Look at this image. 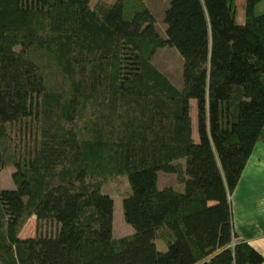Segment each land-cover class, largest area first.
I'll list each match as a JSON object with an SVG mask.
<instances>
[{
	"label": "trees",
	"instance_id": "obj_1",
	"mask_svg": "<svg viewBox=\"0 0 264 264\" xmlns=\"http://www.w3.org/2000/svg\"><path fill=\"white\" fill-rule=\"evenodd\" d=\"M91 1L0 0V264H263L230 200L264 142L262 0L244 24L238 0H171L166 37L146 0ZM168 46L182 88L153 62ZM123 174L134 232L116 237L102 188Z\"/></svg>",
	"mask_w": 264,
	"mask_h": 264
},
{
	"label": "rangeland",
	"instance_id": "obj_2",
	"mask_svg": "<svg viewBox=\"0 0 264 264\" xmlns=\"http://www.w3.org/2000/svg\"><path fill=\"white\" fill-rule=\"evenodd\" d=\"M101 0H92L91 6H95L97 2ZM106 2L113 3L116 0H104ZM171 0H146L147 6L153 12L157 21V29L159 33L166 37L167 24L165 22V11L170 6ZM238 22L244 24L245 22V8L246 0H238ZM264 12V0H262L256 6V13ZM154 64L164 73L169 79L173 82L178 88L183 86V68H184V59L177 48L175 47H163L160 48L154 59ZM195 103V102H194ZM196 105V103H195ZM195 134L197 136V115H195ZM182 164L183 170L186 169V159H180L178 161ZM15 167L11 166L4 169L0 173V190L1 189H13L15 183L13 180V173ZM158 186L160 189H163L168 186H172L179 191H183L185 185L181 183L178 179L177 173H167L160 171L158 173ZM102 191L104 193L112 196L115 202L114 210V236L121 237L132 234L134 228L128 224L124 219L123 211V200L124 198L131 193V184L129 177L126 174L119 175L118 177L107 182ZM37 220L32 218L23 230L24 237L35 236L37 233ZM45 230V229H44ZM157 247L161 251L167 250V245L161 241L157 240Z\"/></svg>",
	"mask_w": 264,
	"mask_h": 264
},
{
	"label": "crops",
	"instance_id": "obj_3",
	"mask_svg": "<svg viewBox=\"0 0 264 264\" xmlns=\"http://www.w3.org/2000/svg\"><path fill=\"white\" fill-rule=\"evenodd\" d=\"M195 115L193 103L194 130ZM230 200L235 232L264 256V142L254 147ZM21 236L24 237L23 232Z\"/></svg>",
	"mask_w": 264,
	"mask_h": 264
}]
</instances>
